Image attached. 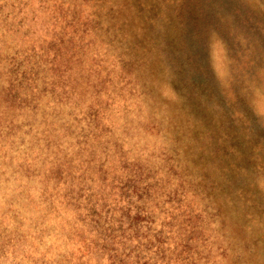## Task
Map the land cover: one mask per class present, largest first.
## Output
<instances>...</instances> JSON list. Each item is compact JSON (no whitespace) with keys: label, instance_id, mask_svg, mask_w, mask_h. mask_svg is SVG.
<instances>
[{"label":"rangeland","instance_id":"obj_1","mask_svg":"<svg viewBox=\"0 0 264 264\" xmlns=\"http://www.w3.org/2000/svg\"><path fill=\"white\" fill-rule=\"evenodd\" d=\"M38 2L0 55V255L264 264V0Z\"/></svg>","mask_w":264,"mask_h":264},{"label":"clouds","instance_id":"obj_2","mask_svg":"<svg viewBox=\"0 0 264 264\" xmlns=\"http://www.w3.org/2000/svg\"><path fill=\"white\" fill-rule=\"evenodd\" d=\"M25 3H29L30 6L35 5L39 7L38 0H24ZM18 3V0H0V8L5 11L0 12V55L6 54L9 48L20 47L18 40L14 37V34L19 27L18 21L22 17L16 16L15 12L12 11L13 6ZM27 27V25H25ZM130 163H134L130 162ZM253 166H258L261 169V174H264V161H253ZM3 153L0 152V169H3ZM242 180H247L253 186L254 190L264 192V184L258 183L254 176L240 177ZM5 199V193L0 190V204ZM212 203V201H209ZM202 230L205 233V238L208 243L209 249H218L224 244V241L228 239L227 229L224 226V215L222 213H213L211 218H204L202 220ZM93 244L96 245L91 251L96 256L94 264H103L104 253L107 250V240L102 235H97L93 239ZM0 250L7 253L10 250L8 241L4 235H0ZM14 251V249H13ZM28 254L32 256L31 264H48L50 259V249L40 251L33 254L31 251L26 249ZM58 261V264H62L59 259L58 252L54 254ZM0 264H8L7 256L0 255Z\"/></svg>","mask_w":264,"mask_h":264}]
</instances>
